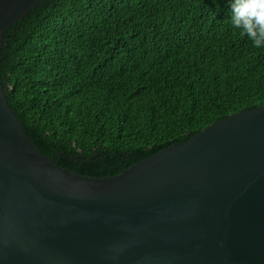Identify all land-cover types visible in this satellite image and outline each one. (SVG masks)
<instances>
[{
  "label": "trees",
  "instance_id": "16d2710c",
  "mask_svg": "<svg viewBox=\"0 0 264 264\" xmlns=\"http://www.w3.org/2000/svg\"><path fill=\"white\" fill-rule=\"evenodd\" d=\"M230 0H43L10 26L1 74L34 145L103 178L264 105V49Z\"/></svg>",
  "mask_w": 264,
  "mask_h": 264
},
{
  "label": "water",
  "instance_id": "95a60500",
  "mask_svg": "<svg viewBox=\"0 0 264 264\" xmlns=\"http://www.w3.org/2000/svg\"><path fill=\"white\" fill-rule=\"evenodd\" d=\"M43 0H0V264H264V105L121 174L57 165L3 86L7 29Z\"/></svg>",
  "mask_w": 264,
  "mask_h": 264
},
{
  "label": "clouds",
  "instance_id": "9594fccd",
  "mask_svg": "<svg viewBox=\"0 0 264 264\" xmlns=\"http://www.w3.org/2000/svg\"><path fill=\"white\" fill-rule=\"evenodd\" d=\"M229 20L253 47L264 49V0H230Z\"/></svg>",
  "mask_w": 264,
  "mask_h": 264
}]
</instances>
